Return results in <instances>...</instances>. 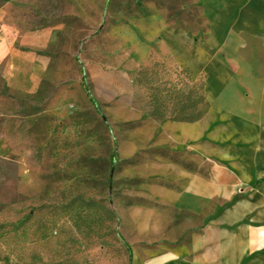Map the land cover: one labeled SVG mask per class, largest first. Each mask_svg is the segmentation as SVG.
<instances>
[{"label": "rangeland", "instance_id": "1", "mask_svg": "<svg viewBox=\"0 0 264 264\" xmlns=\"http://www.w3.org/2000/svg\"><path fill=\"white\" fill-rule=\"evenodd\" d=\"M16 1L24 27L59 29L37 51L47 67L34 92L0 71V264H128L127 207L151 206L152 183L181 185L179 170L204 174L208 157L238 152L255 133L243 96L209 107L204 130L216 127L197 164L185 146L159 143L148 87L203 82L211 50L196 0Z\"/></svg>", "mask_w": 264, "mask_h": 264}, {"label": "crops", "instance_id": "2", "mask_svg": "<svg viewBox=\"0 0 264 264\" xmlns=\"http://www.w3.org/2000/svg\"><path fill=\"white\" fill-rule=\"evenodd\" d=\"M15 1L0 0V71L7 85L34 92L47 67L37 51L59 27H24L11 15ZM196 2L211 50L203 64L205 98L212 108L238 89L242 116L255 133L224 163L208 157L204 174L197 166L179 170L181 185L152 183L151 206L127 207L137 233L128 264H264V0ZM160 123L159 143L185 146L197 164L201 139L210 140L216 127L205 131L203 118ZM183 215L196 223L181 226Z\"/></svg>", "mask_w": 264, "mask_h": 264}, {"label": "trees", "instance_id": "3", "mask_svg": "<svg viewBox=\"0 0 264 264\" xmlns=\"http://www.w3.org/2000/svg\"><path fill=\"white\" fill-rule=\"evenodd\" d=\"M163 85L162 88H152V84L148 86L151 89L152 118L158 121L167 119L172 122H195L208 111L210 105L205 98L204 81L195 91L189 90L188 85L181 81L171 84L169 80H165ZM169 104L172 106L169 107Z\"/></svg>", "mask_w": 264, "mask_h": 264}]
</instances>
